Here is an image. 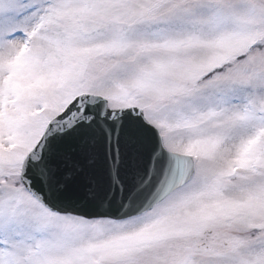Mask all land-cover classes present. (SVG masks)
I'll use <instances>...</instances> for the list:
<instances>
[{
	"label": "snow or ice",
	"instance_id": "snow-or-ice-1",
	"mask_svg": "<svg viewBox=\"0 0 264 264\" xmlns=\"http://www.w3.org/2000/svg\"><path fill=\"white\" fill-rule=\"evenodd\" d=\"M0 264H264V0H0Z\"/></svg>",
	"mask_w": 264,
	"mask_h": 264
}]
</instances>
